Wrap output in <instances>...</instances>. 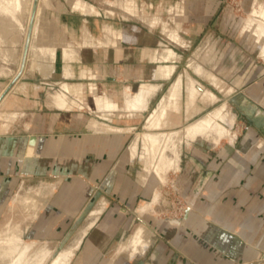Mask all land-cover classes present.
I'll use <instances>...</instances> for the list:
<instances>
[{
  "label": "crops",
  "instance_id": "0c3cea01",
  "mask_svg": "<svg viewBox=\"0 0 264 264\" xmlns=\"http://www.w3.org/2000/svg\"><path fill=\"white\" fill-rule=\"evenodd\" d=\"M67 1L38 0L49 42L42 45L47 41L40 38L35 11L28 44L29 56L31 47H51L55 71L32 86L14 82L3 95L7 104L0 112L15 118L0 120V220L27 204L23 219L38 225L40 237L26 243L43 264H153L154 252L144 259L155 237L165 230L173 245L180 225L196 220L218 225L224 234L233 231L241 249L248 226L258 247L261 227L264 235V138L255 130L233 154L193 147L197 167H204L201 196L180 222L155 219L148 213L153 205H146L167 170H179L183 139L218 145L226 138L219 135L226 129L228 96L242 97L241 112L264 129V30L256 24L264 23V0H244L246 15L235 24L221 11V0H74V7ZM130 17L139 22L127 23ZM190 48L193 56L186 55ZM192 73L224 100L190 121L203 109H195L198 102L218 99ZM194 124L201 128L186 132ZM35 179L36 186L25 187ZM18 192L25 196L20 202ZM79 222L70 242L53 251L47 243H63L67 226ZM251 251L257 255L253 245ZM187 254L194 257L193 242Z\"/></svg>",
  "mask_w": 264,
  "mask_h": 264
},
{
  "label": "rangeland",
  "instance_id": "374dc122",
  "mask_svg": "<svg viewBox=\"0 0 264 264\" xmlns=\"http://www.w3.org/2000/svg\"><path fill=\"white\" fill-rule=\"evenodd\" d=\"M30 4L31 0H0V92L4 90L6 85L14 78L15 74L19 70L22 57L21 55L24 46L23 43L26 38L27 27L29 24L28 19H30ZM68 4L70 5L69 2ZM243 4L244 0H221L220 9L221 11L226 9L227 16H231V20L235 24V22L237 23L239 19L243 18L246 15ZM44 8L45 7H43L40 3L36 5V11L37 13H39L41 21L39 28L40 38L42 36V38L47 41L48 35L47 33L43 32L44 30L41 26L42 23L47 20L46 17L43 16ZM126 22L137 24L139 21L135 17H130ZM248 30L251 31L252 35L256 38L253 29L248 28ZM33 36H35L34 32ZM236 36L237 30L235 31L233 40H235ZM245 40H248V38H246ZM48 42L49 41H47V43H40L47 46ZM244 44V50L246 49L248 51L249 49H247V41H245ZM46 46L38 48L31 47V49H29L30 56L27 53L23 71L21 72L19 78L15 81L16 86H20L21 84L26 82L29 83L30 86H32L34 84H37V78H40V76L49 75L52 71H55L51 62L53 60V50H51V47L49 48ZM194 52L195 48H190L189 51H186V55L193 56ZM48 56L50 59L48 58ZM184 67L185 65L182 64L179 69L182 70V68ZM192 76L206 88L215 92L218 95V99L217 101L206 106L198 102L195 106V109H203L198 113L196 112L190 121H193L198 117L204 115L214 107L218 106L223 102L222 100H224V97L220 93L215 91V88L209 83L208 80L204 79L201 75L196 73H192ZM46 81L54 82V80ZM231 83H233L232 80L226 81V85H231ZM228 89H231V87L228 86ZM184 93L185 91L183 89V96L181 97V101L183 103L185 102ZM241 98L242 97L240 96H234V94L228 96L227 98L226 132H228V136L222 139L218 145H213L200 137L195 138L194 141H192L189 145L186 144L184 139L183 141H181V143L179 144L178 155L179 170L174 171L172 170V168L167 170L166 180H164L165 182L159 181L156 185L158 198L155 201L152 200L153 203L147 206L150 207L151 205H153V211H148V213L153 218L163 220L164 222H167L165 221L167 218L183 219L184 215L187 214L186 212L189 209L188 206L192 202L193 198L196 197V199H200L199 197L201 195L200 193H197V189L199 186H201L204 167L202 165L200 167H197L198 163L201 162H199L198 158L192 155L193 147L196 148L195 152L197 153H204V151L209 150L212 152H220L221 150H224L223 148H228L227 151L229 152V154H233V152H235V150L240 147L239 144L241 140L244 139V137L249 136L248 134L251 133V131L255 130L259 136L264 138V129L261 124H258L256 120L250 119L248 115L241 112ZM1 114L3 115V118H1L0 120H12L10 114L8 115L7 112H3ZM4 115H8L9 117L5 116V118ZM11 115H13L15 118V115L13 113ZM247 127H250V130L248 132ZM166 154L170 158H175V154L173 151H167ZM159 156L160 152L158 154V157ZM190 157H194L196 161H194V163L188 162ZM158 160L159 159L157 158L152 163V166L157 163ZM38 183L39 181L37 179L24 182L25 187L36 186ZM27 194H30L31 197L34 196L33 192ZM17 196L18 202H20L22 199H25V196H23L21 192H18ZM21 204L25 206L18 207L17 212H15L14 216H11L13 214L9 213L8 211V215L6 216V218L4 220H0V239H12V241H14L10 243V245L15 244L16 246L12 254V259H15L18 254L22 252V255H20L21 260L31 259V263L29 264H43L42 256H40L39 254H36L35 256L32 255V247L30 249L28 248L29 250H25V248H23L27 245L26 241L33 240V235L38 234L37 236H39L40 232L36 229L38 225H33L31 220L23 219V217L25 218V216H27L28 210L26 207V203ZM230 212L233 215L234 210ZM230 212L229 214H231ZM224 213L226 214L225 211ZM16 215L18 217H16ZM80 222L76 225L73 223L72 225L67 226V237L63 243L54 241L47 243L50 248L56 252V250L63 247V245L69 243L70 239L74 236L78 227L81 225ZM262 228L263 227H261L259 231L260 237L258 239V247H256V240L251 241L249 233L250 228L247 226L248 231H246L247 233H243V246L241 249L237 245L238 243L235 241V238L232 235L233 231H228L229 234H224L222 232V227L218 225L216 227H209L208 225H203L198 220H196L193 225H187L184 223L183 225H180L179 239L178 241H175L173 245H171V241L169 240L170 237H164V233H166L165 230L160 233V236H156L154 239V245L147 253L144 261L149 260V257L151 256L150 254L152 252L155 253V255L152 256L153 264H190L193 261L195 264H222L224 261H226L227 264H241L243 262L251 263L259 261L264 259V235L261 234L263 231ZM169 231L170 230H168L167 232ZM17 236L22 239H19V241L16 240ZM39 239L41 240V238ZM41 241L40 243H42ZM188 241L193 242L194 257L187 254ZM252 245L255 250L257 249V255L252 254ZM50 262L51 260L49 261V263ZM74 262L75 261H73V263Z\"/></svg>",
  "mask_w": 264,
  "mask_h": 264
},
{
  "label": "bare ground",
  "instance_id": "6f19581e",
  "mask_svg": "<svg viewBox=\"0 0 264 264\" xmlns=\"http://www.w3.org/2000/svg\"><path fill=\"white\" fill-rule=\"evenodd\" d=\"M23 1V0H22ZM68 2L70 3V5L71 6H73L74 7V5H76L75 4V1L74 0H68ZM32 5H33V2H32ZM32 5H31V11H30V13H29V17H30V19H31V12H32ZM19 10V9H18ZM35 11H36V9H35ZM34 15H35V13H34ZM232 15V14H231ZM30 19H28V22H30ZM251 19V18H250ZM249 19V20H250ZM13 20V19H12ZM33 20H34V17H33ZM249 20H247L248 22H249ZM246 21V22H247ZM251 21V20H250ZM258 22V21H257ZM250 23V22H249ZM248 23V24H249ZM1 24V23H0ZM7 24V23H6ZM28 24V23H27ZM36 22L34 23V28H33V30L35 29V27H36ZM257 24V26H260V27H262V28H260V29H262V30H264V23H262V22H260L259 24L258 23H256ZM12 25V24H11ZM32 25H33V21H32ZM28 26H29V24H28ZM16 27V26H15ZM27 31H28V27H27ZM31 31H32V28H31ZM26 35H27V32H26ZM30 35H31V33H30ZM30 40V39H29ZM24 44V43H23ZM22 56V55H21ZM20 56V57H21ZM20 68V67H19ZM19 71V70H18ZM17 74V73H16ZM15 74V75H16ZM21 74V73H20ZM1 96V95H0ZM6 97H3L1 100H0V107L3 105V104H7L6 103V99H5ZM1 113H3V112H0V119L1 118H3V115L1 114ZM215 114V113H214ZM9 115V114H8ZM8 115H4V117L6 116V117H9ZM10 115H11V113H10ZM5 117V118H6ZM207 118V117H206ZM205 120H211L210 118L209 119H205ZM10 121V120H9ZM207 121H204V122H207ZM4 122V124H7V123H5V122H7V121H3ZM204 124V123H203ZM232 127V126H231ZM201 127H199V124L197 125V124H194L193 125V127L191 126V127H187V129H186V132H190V131H192L193 129L194 130H198V129H200ZM228 132H226V129H224V131H222V134L221 135H219V138L220 137H223L224 135H227L228 136V134H227ZM179 135H180V132H179ZM218 140V138H216V140H215V142ZM162 180V182H163V180H165V178L163 179V178H161ZM158 198V192L157 193H155V195H154V198L152 199V200H156ZM153 203V201L151 202V204ZM146 206H148V205H146ZM19 240V239H18ZM11 242H14V241H12V240H6V239H0V264H29V263H31V259H29V260H27V259H22L23 260V262H22V260L20 259L21 257H20V255H22V252L20 253V254H18V260L15 258V259H12V254H13V251L15 250V248H16V246H15V244L13 245V244H11L10 245V243ZM24 246V245H23ZM29 246V245H28ZM28 246L26 245V247H23V248H25V250H27L28 249ZM24 258H26V257H24Z\"/></svg>",
  "mask_w": 264,
  "mask_h": 264
},
{
  "label": "water",
  "instance_id": "95a60500",
  "mask_svg": "<svg viewBox=\"0 0 264 264\" xmlns=\"http://www.w3.org/2000/svg\"><path fill=\"white\" fill-rule=\"evenodd\" d=\"M37 2H38V0H33L31 19H30V22H29L27 35H26V38H25V41H24V46H23L21 64H20L19 71L14 76V78L7 84L6 88L3 90V92H2V94L0 96V100L3 97V95H5V93L8 92L9 89L13 86L14 82L19 78L20 73L23 71V68H24V65H25V62H26L27 53H28V44H29L30 33H31V28H32V21H33V17H34V13H35ZM184 217H186V214L184 215ZM181 220H182V218H167L165 221H167L169 223H177V222H180ZM261 262H264V260H259V261L246 263V264H258V263H261Z\"/></svg>",
  "mask_w": 264,
  "mask_h": 264
}]
</instances>
